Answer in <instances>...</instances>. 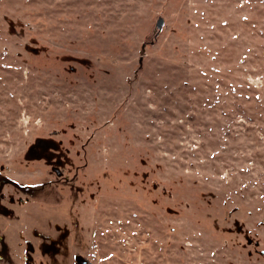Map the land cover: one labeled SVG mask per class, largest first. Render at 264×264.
<instances>
[{
    "label": "rangeland",
    "instance_id": "rangeland-1",
    "mask_svg": "<svg viewBox=\"0 0 264 264\" xmlns=\"http://www.w3.org/2000/svg\"><path fill=\"white\" fill-rule=\"evenodd\" d=\"M2 14L32 30L25 25L24 35L8 34ZM25 44L46 51L33 55ZM65 52L95 67L97 128L91 138L76 132L94 147L97 170L110 162L140 166V157L150 179L178 201L191 204L193 193L212 191L219 207L238 204L252 213V236L264 250V223L257 225L264 221V0H0L2 192L22 197L17 184L32 190L14 210L20 218L7 226L1 218L10 230L0 264H71L48 244L25 262V245L17 239V230L28 236L33 225L51 230L46 218L59 223L64 214L66 187L48 182L43 162L27 163L22 154L64 118L75 119L66 117V106H47L55 98L62 102L45 87L56 73L64 76L55 56ZM68 76L82 83L88 73ZM155 194L100 193L83 229L87 237L69 247L93 264L178 261L181 252L156 251V225L160 242L176 237L219 245L208 237L221 235L209 231L194 206L171 215L164 207H173L172 200L161 198L158 222ZM252 264H264L259 250H252Z\"/></svg>",
    "mask_w": 264,
    "mask_h": 264
},
{
    "label": "flooded vegetation",
    "instance_id": "flooded-vegetation-1",
    "mask_svg": "<svg viewBox=\"0 0 264 264\" xmlns=\"http://www.w3.org/2000/svg\"><path fill=\"white\" fill-rule=\"evenodd\" d=\"M24 48L33 55H39L46 51L44 48L29 44H25ZM55 58L58 59L56 62L61 64V70L65 74L61 77L59 73H56L55 79L50 82L46 77L45 89L47 95L56 94L61 97L62 102L55 98V101L50 100L47 106H66V117L73 116L75 119L64 118L66 121L63 122V125L59 128H52L49 135L36 137L27 143L22 156L27 163L41 160L47 167L45 175L49 179L45 180L48 179V182L65 186L68 198L65 196L64 214L59 223L50 222L46 218L51 230L40 229L33 225V231L28 236L24 234L23 230H17V239L25 245L26 251L23 255L25 262L32 261L31 254L39 250V245L48 244L56 251L61 250L65 256L71 259V264H74V255L81 254V252L79 250L72 251L73 248L69 246L78 245L82 238L87 237L86 231L83 229L84 227L89 229L86 226L87 220L92 216L90 211L94 208L93 203L97 201L98 195L102 192L113 191H131L133 195L155 192L156 194L151 197V202L156 207L152 211V216L158 222L161 198L172 200L173 207L167 205L164 207V210L171 215H178L184 211V208L191 209L194 206L199 216L204 218V224L209 231L221 235V238L218 239L208 237L212 241L215 240L216 244H219L218 246L205 239L203 241L194 240L191 243L188 240H179L178 242L176 237H170L165 242H160L159 225H156L153 237L156 251L160 252L163 249V252L168 255L182 253L178 261L171 264H252V250L253 252L259 250L260 254H264V250L258 248L260 240L252 236V221L249 220L252 218V213L246 212L241 205L232 204L229 207L215 205L214 207L206 199L211 196H205L202 192L200 195L193 193L196 198L191 200V204L188 201H178L174 192L160 186L158 181L150 179L149 170H144L147 162L140 157L138 158L140 166L137 163L129 167L127 164L110 162L111 164H105L97 170L94 147L91 146L89 140H84L83 136L76 132V130L82 133L88 132L87 137L91 138L97 128V120L92 114L95 111L97 100L95 67L89 58L81 55L65 52L56 55ZM83 70L88 73V76L82 79V83L78 82L79 78L68 76L78 74ZM73 92H77V94L72 95ZM70 95L72 97H69ZM51 110H56V108ZM81 116H88L84 124H78ZM126 168L130 169V173H124ZM3 170H5V166L1 165L0 172ZM4 180L6 178L0 173V245L5 243L6 231L10 230L9 227L3 229L1 218L5 221L4 226L9 225L10 220L12 222L15 218H20L17 212L14 215V210L21 208L22 204H25L32 195L28 184L16 185V190L22 193V197L4 194L2 192L6 183ZM9 182L14 184L12 180ZM155 183L158 185L152 187V184ZM148 185L150 187L146 188ZM125 186L130 188H125ZM246 216H248L247 220ZM78 220H80L79 223ZM86 260L87 264H93L89 258Z\"/></svg>",
    "mask_w": 264,
    "mask_h": 264
},
{
    "label": "water",
    "instance_id": "water-1",
    "mask_svg": "<svg viewBox=\"0 0 264 264\" xmlns=\"http://www.w3.org/2000/svg\"><path fill=\"white\" fill-rule=\"evenodd\" d=\"M1 17L5 20L6 24H7V32L10 35H24V26L26 25L28 30H32V25L30 23H24L23 21H21L20 19H15L13 20L12 18H10L8 15L2 14ZM164 23V20L161 17H158L156 20V27L157 29H160L162 27ZM16 27H20L18 28L19 30H17ZM70 43L74 44L76 42V40H70ZM86 60H89L87 58H85ZM90 61V60H89ZM124 173H130V169L126 168V171ZM158 184H152V187H156ZM164 189V188H163ZM206 195H210V198H206L208 200V202H210V205H213L215 207L216 204H214L213 201H215L217 199V194L212 192V191H208L207 193H203ZM261 223H264V221L262 222H258L257 225H260ZM74 264H87V260L86 258L80 254V253H76L74 255Z\"/></svg>",
    "mask_w": 264,
    "mask_h": 264
}]
</instances>
